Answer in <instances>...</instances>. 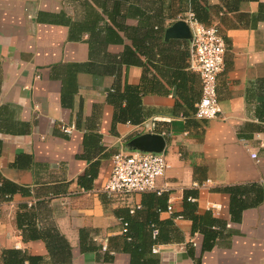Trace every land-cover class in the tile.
<instances>
[{
	"label": "crops",
	"instance_id": "crops-1",
	"mask_svg": "<svg viewBox=\"0 0 264 264\" xmlns=\"http://www.w3.org/2000/svg\"><path fill=\"white\" fill-rule=\"evenodd\" d=\"M192 10L227 44L215 119L195 117L202 78L173 29ZM144 134L164 139L158 187L174 208L154 231L148 192L104 190L113 155ZM2 180L18 189L0 190V264L8 248L131 264L125 217L156 240L155 264H264V0H0ZM186 195L216 218L209 250L180 217Z\"/></svg>",
	"mask_w": 264,
	"mask_h": 264
},
{
	"label": "built area",
	"instance_id": "built-area-1",
	"mask_svg": "<svg viewBox=\"0 0 264 264\" xmlns=\"http://www.w3.org/2000/svg\"><path fill=\"white\" fill-rule=\"evenodd\" d=\"M192 33L191 67L202 78V95L196 104L195 117L215 119L222 112L218 96V75L224 69V56L227 44L218 25L207 26L198 21L193 12L182 16ZM64 133L71 134L75 126L62 123ZM256 157V154H253ZM169 164L163 154L149 151H120L113 155L111 175L104 186L109 194H131L156 191L158 180L166 174ZM219 210L221 205L214 204ZM172 205L168 211L173 212ZM194 243L195 240H194Z\"/></svg>",
	"mask_w": 264,
	"mask_h": 264
},
{
	"label": "trees",
	"instance_id": "trees-1",
	"mask_svg": "<svg viewBox=\"0 0 264 264\" xmlns=\"http://www.w3.org/2000/svg\"><path fill=\"white\" fill-rule=\"evenodd\" d=\"M192 12L194 13L198 21L202 22L201 18L196 13V11L192 10ZM4 186H7L12 191H16L18 189V186L15 183H12L7 180L1 181L0 190L2 192H4L3 189ZM148 193L150 195V199H152V201L155 202L152 205L156 207L155 208L156 210H154V212L153 211L148 212V219L150 220V226L152 231H154L156 229L155 227H157V224L159 225L164 223L163 221H160L158 218H156L158 211L161 212L168 209V205L165 204L164 197L166 195L164 193H161L160 195H157V192H148ZM193 198L194 197H189L187 195L185 196L184 213L181 214L180 217L182 216L193 219L194 231L201 233L204 236L203 249L209 250L214 246L215 240L218 235V231L213 226L216 223V218L212 216L211 211H208L209 213H207L205 216H200L196 214L195 213L196 198H194V200ZM157 200H159V203L157 202ZM123 221L125 223V234H126L125 235L126 242L124 248L131 255V264H147V263L155 264L157 260L156 258H153V256H150L149 251L152 243L154 241L156 242V240H154L153 242L152 240L151 241L147 240L146 233L142 234V228L144 226L136 222L134 218L125 217ZM148 232L150 233V231ZM169 232L168 231L166 232V235L168 236L165 237V240L171 239ZM158 235L159 232L155 235V237L157 238ZM42 237H43L42 234H40L39 236H37V238L36 237L35 238L38 239ZM1 264H52V263H48V261L44 259L43 256L33 255L29 253L27 250L18 249V248H8V249H4L2 252Z\"/></svg>",
	"mask_w": 264,
	"mask_h": 264
},
{
	"label": "water",
	"instance_id": "water-1",
	"mask_svg": "<svg viewBox=\"0 0 264 264\" xmlns=\"http://www.w3.org/2000/svg\"><path fill=\"white\" fill-rule=\"evenodd\" d=\"M174 28H178L184 37L192 39V33L188 23L184 21L177 22ZM164 139L162 136L157 134H144L139 136L135 141L136 146L139 147L140 151L157 152L162 149Z\"/></svg>",
	"mask_w": 264,
	"mask_h": 264
}]
</instances>
